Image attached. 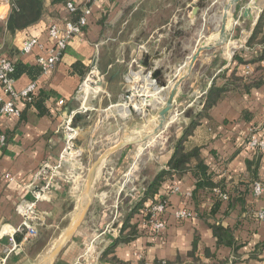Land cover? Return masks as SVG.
<instances>
[{"label":"crops","instance_id":"obj_1","mask_svg":"<svg viewBox=\"0 0 264 264\" xmlns=\"http://www.w3.org/2000/svg\"><path fill=\"white\" fill-rule=\"evenodd\" d=\"M149 1H95L91 5L92 14L89 17L88 27L81 35L73 36L68 41L60 62L52 72L43 73L36 79L25 73L15 79L16 91H22L32 83L37 84L35 95L41 94L47 97L45 109L49 111V114L41 115L38 108L27 106L25 101L16 102L21 110L20 116H7L0 113V133L5 134L8 139L6 147L0 150L1 256L10 246V235L16 234L18 241L22 239V235L17 234L22 224L17 206L22 201L34 200V191L39 187L34 177L40 165L43 162L56 164L59 161L65 148V123L72 119L74 126L79 130V137L83 139L87 137V142L86 139L83 143L79 140L78 147H81L84 152H88L93 144L94 135L90 134L89 140L86 135L89 133L87 129L90 124V115H83V112H80L84 105L80 99V86L86 77L83 79L80 73L75 71L74 66L80 63L83 69L90 70L95 64L101 71L108 68L112 74L109 79L110 84L115 81L121 82L122 77L127 83L126 76L134 60L140 63L138 66L134 65V70H139L135 80L137 84L139 77H142L139 82L143 83L145 74L155 69H164L163 74L159 76L162 81H167L176 71H179L181 76L185 71L182 65L187 54L182 55L183 60L179 61L178 52L189 48V40L182 41L185 40L184 34L191 32V26H196L200 20L198 18H201L200 15L197 18L188 16L190 5L196 3L203 8L206 3L212 2L211 6L216 3L214 0H204L202 3L199 0H177V9L170 21L161 24L157 22L153 25L154 23L146 18L149 11L145 9ZM76 3L82 6L85 0H76ZM47 6L50 9L49 12L36 25L17 33L14 38H10L6 33L2 35L0 56L9 57L15 63L22 62L26 66H37L36 59L42 54L40 49L36 48L31 54L22 55V44L30 38H37L42 43L48 44V28L52 24L64 26L70 18V14L62 6L51 7L50 0L47 1ZM0 7V13L3 14L0 20L6 21L11 9L6 6ZM186 13L188 17L184 18ZM242 15L244 20L252 23L248 31L249 36L247 38L240 36L241 40L232 45L229 43L230 45L227 46L230 47L225 51L221 47L203 53L190 77L182 84L175 106V113L178 114L174 123L177 129L176 139L183 135V131L191 124L193 117L202 110L212 88L222 89L231 80L235 70L237 76L242 77L244 81L259 79L264 72L262 71L264 61L242 65L234 61L235 53L241 50L245 51L248 59H251L246 43L260 14L252 13L251 18L245 17L244 13ZM182 35L184 36L181 37ZM239 45L241 49L233 51ZM149 54L151 69L148 71L141 66V63ZM159 54H163L164 58L155 60ZM173 85L174 82L170 83V88ZM169 92L168 90L159 94L155 84L147 82L144 97L148 99H141L140 103L136 100L133 102L136 108L139 106V109L133 110L132 118L127 122V129L152 131L156 127L157 113ZM114 96L119 99V102L122 100L120 94L114 92ZM5 98L8 97L5 96ZM102 98L104 99V96ZM116 99H114L115 103ZM92 101L89 102L92 103ZM146 108L150 109L152 114L148 122L143 121L140 124L139 120L133 116L134 114L139 116V111ZM245 115L249 118L248 120L243 119ZM209 116L210 118L202 119L196 127L194 135L190 138L191 145L205 147L202 150V158L207 165L222 174L220 177H228V188L232 189V183H238L240 179L247 176V160L256 153V150L251 149L247 142L251 132L254 131L264 139V85L252 88L249 92L237 89L226 92L223 98L210 108ZM117 120L113 126L119 125ZM98 124L95 132L103 129L101 124ZM166 133L167 130L164 134ZM153 141L137 147L123 148L106 161L103 168L107 171L104 170L100 180V186H102L100 194L97 193L85 220L63 247L53 264H110L105 263L103 258L111 248L113 250L107 258L116 257L130 264H141L144 261L150 264L156 261H175L178 256L185 257L191 251L195 237L199 238L196 254L205 264H218L223 260L232 264V250L218 247L217 239L210 226L213 223L222 224L233 230L241 246L239 254L243 257L241 262L236 264H264V248L259 250V247L264 245V221L257 219L258 213L264 210V197L255 198L254 195L249 194L244 208L239 206L230 211L229 203L223 202L219 210L213 213V196L203 192L194 195L196 179L191 173L175 178L160 188L157 200L166 198L170 204L166 215L168 224L162 237L147 236L139 231V236L130 243L115 245L121 239L125 218L143 198L146 186L161 171L168 169L173 155V144L159 147L158 152L154 154L155 149L150 148ZM147 151L149 155L142 159ZM262 153L259 175L261 180H264V151ZM130 170L135 180L134 187H138L141 194L127 197L126 204L123 205L128 208V212L125 216H121L124 217L122 221L115 223L118 218L117 210L122 204L119 201V195L125 192V175ZM82 171L78 164L65 166L62 171L63 176L55 182L52 195L38 205L46 225L39 228L36 239L25 244L23 249L11 255L4 264H36L39 258L44 255L46 257V253H50L47 249L51 241L56 235L62 238L79 212L82 197V190H80ZM113 173L115 174L111 177ZM173 187H178L179 191L170 192ZM240 190L245 191L244 188ZM233 195L236 196L237 192ZM107 203L109 206L103 208L102 206ZM150 204L152 202L149 200L146 205ZM111 208L116 211L115 217L107 224V228L99 234H93L96 231L93 227L103 228L105 219L111 218L107 213ZM176 210H187L192 216L179 220L174 214ZM140 219H142L140 215H135L131 222L136 224L141 221ZM110 224L112 226L109 229ZM141 227L144 228L143 225ZM207 250L210 251L211 257H206ZM253 253L258 255V259H249Z\"/></svg>","mask_w":264,"mask_h":264},{"label":"trees","instance_id":"obj_2","mask_svg":"<svg viewBox=\"0 0 264 264\" xmlns=\"http://www.w3.org/2000/svg\"><path fill=\"white\" fill-rule=\"evenodd\" d=\"M48 0H11V12L6 19V21L0 20V38L4 33H6L10 38H14L17 33L28 29L37 23H39L43 17L49 12V7L47 6ZM51 7L62 6L66 9L69 3H76V0H50ZM92 3H84L79 6L77 12L70 14V18L67 21L76 22L84 13V10L91 6ZM177 0H150L147 4L145 11H149V15L146 17L155 25L161 23H168L177 9ZM67 11V10H66ZM146 15V14H145ZM246 47L248 48L251 59L245 56V51H237L234 56V61L239 65L256 63L264 61V10L260 15L252 34L247 40ZM150 55V54H149ZM151 56V55H150ZM76 72L80 73L83 79L86 77L89 69H83L80 63L74 66ZM264 71V66L262 68ZM30 75L33 79L43 74L42 68L37 66H26L22 62L16 63V70L14 73V78H18L23 74ZM264 85V72L259 77V79H251L250 81H244L240 76H237V71L232 74L231 80L222 88L216 89L212 88L207 96L206 103L203 105L202 110L193 117L191 124L185 128L183 135L176 139L173 143V155L169 161L168 169L161 171L154 180L146 186L143 198L133 207L129 216L125 218L121 236L115 245L119 243H130L139 236V231L147 236H153L149 228L146 227V223L151 219L152 213L150 209L154 204L167 201L166 198L157 200V196L160 194V188L165 183L172 182L175 178H180L185 174L191 173L196 179V189L194 195L196 196L198 192H203L210 194L214 199L213 213H216L223 202L229 203V211L237 207L244 208L246 205V198L249 194L253 195L252 187L256 182L262 181L259 175L260 162L263 156L262 150H256L254 156L247 160V176L240 179L238 183H232V189L228 188L227 176L220 177L222 174L217 173L216 170L212 169L206 164L205 160L202 158V150L204 146L191 145L190 138L194 135L196 127L199 125L202 119L210 118L209 110L214 106L226 92L237 89L240 91L249 92L252 88H259ZM46 96L32 95L31 102L27 103V106H34L38 108L41 115L49 114V111L45 109ZM243 119L248 120L249 118L243 116ZM248 142V141H247ZM227 163V161H226ZM244 192L239 189H243ZM171 189V188H170ZM218 190L221 194H227L229 196L228 201H224L216 193ZM239 191V192H238ZM171 192V191H170ZM237 192L234 196L233 193ZM149 200L152 202L149 206L146 205ZM168 202V201H167ZM167 212L170 208L169 202L167 203ZM177 211V210H176ZM167 212L163 216V219L167 222ZM135 215H140L142 219L139 223L132 224L131 220ZM198 216H200L198 214ZM142 222V223H141ZM168 224V222H167ZM144 226L141 227V226ZM213 234L217 239V244L219 248H230L233 253L232 264L241 262L242 256L239 254L241 246H239L237 239L234 236V232L231 228H226L222 224L213 223L210 224ZM161 236L158 237H162ZM157 237V236H153ZM18 239V237H16ZM20 239V238H19ZM20 241V240H19ZM199 238L195 237L191 251L185 257L178 256L175 261H156L153 264H205L204 261L197 256L196 252L198 249ZM264 248L259 247V250ZM109 250L103 258L105 263L110 264H130L122 262L116 257L107 258ZM206 257H211L210 251H206ZM249 259H258V255L253 253L249 256ZM141 264H146V261ZM218 264H230L229 261H219Z\"/></svg>","mask_w":264,"mask_h":264},{"label":"built area","instance_id":"obj_3","mask_svg":"<svg viewBox=\"0 0 264 264\" xmlns=\"http://www.w3.org/2000/svg\"><path fill=\"white\" fill-rule=\"evenodd\" d=\"M98 0H85V3H94ZM91 4V5H92ZM0 6H6L11 9V0H1ZM1 8V7H0ZM79 5L77 3H69L66 6V10L69 14L77 12ZM92 14L91 6L84 10L83 15L76 21H66L64 26L58 24H52L48 28L49 43L45 44L39 41L37 38L27 39L21 46V54H31L36 48L40 49L42 54L38 55L36 62L39 65L44 74L52 72L57 64L60 62L66 48L68 41L76 35H81L89 25V17ZM3 14L0 13V17ZM134 65H140L137 60H134L130 67L129 74L126 76L128 84L131 86L128 95L124 98V102L129 110V115L132 114L129 102H132L133 98L140 103L141 99L138 98V91L143 92L147 89H143L140 82L138 84L135 80L138 77L139 70H134ZM16 70V63L9 57L0 56V113L7 116H20L21 110L17 107V101H25V103L31 102V96L36 94L37 84L32 83L28 88L22 91H16L14 88L15 78L14 73ZM144 70V69H143ZM148 72V76L151 74ZM147 76V78H148ZM105 81V74L99 70L97 65H92L86 78L80 86V99L83 104L90 100L92 95L104 93L102 85ZM86 83L91 85L90 96L84 98L82 96ZM95 95V96H96ZM8 97L7 99L5 98ZM118 107V106H117ZM133 110L137 111V108L132 104ZM87 108L83 105L80 112H86ZM139 111V110H138ZM144 111V110H143ZM142 111V112H143ZM140 112V111H139ZM127 116V117H128ZM65 132V148L60 155L59 161L56 164L43 162L34 180L39 184L38 189L34 191L33 201H22L17 206V212L22 218V224L18 228L17 234L22 235V239L18 241L16 234L9 236L10 246L7 247L3 255H0V264H4L7 259L23 249L24 245L30 241L36 239L39 235V228L46 225V221L39 210V203L48 199L53 193V187L58 178L62 177V171L66 165H77L83 156L81 148L77 147L76 141L79 137V130L73 125V120L69 119L64 125ZM8 142L7 136L0 133V150L6 147ZM248 146L253 150L264 151V139L259 137L254 131L251 132V136L248 139ZM253 195L255 198L264 197V180L256 182L253 187ZM178 187H173L172 193L178 192ZM141 194V191H139ZM216 193L224 201H228L229 196L227 194H221L218 190ZM167 201L154 204L150 209L152 213L151 219L146 223V227L149 228L150 233L153 236H161L167 228V222L163 219V216L167 212ZM175 217L179 220L188 219L192 214L187 210L175 211ZM257 219L264 221V210L259 212ZM146 264H150L146 261Z\"/></svg>","mask_w":264,"mask_h":264},{"label":"rangeland","instance_id":"obj_4","mask_svg":"<svg viewBox=\"0 0 264 264\" xmlns=\"http://www.w3.org/2000/svg\"><path fill=\"white\" fill-rule=\"evenodd\" d=\"M214 2H216V3H214V5H212V6H211L212 2H210V4L206 3L203 8H201L196 3H194L196 6L199 7V11H198L197 15L194 16V18H197V16H199V15L201 18H198L200 20H198L196 26L195 25L191 26V29H190L191 32H186L184 34L185 40L183 39L182 41L185 42V41L189 40L188 41V47L189 48L187 47L188 50L186 49L185 51H183V50L179 51L178 52L179 56L177 58L179 61H181V59L183 60V58L181 56L187 54V57L184 60V64L182 65L183 69L185 68V65L190 60L193 53L196 51V49L200 45L213 43V41H210V38H212V36L215 33H218V31L220 29L221 18L223 15L224 7L228 3V0H214ZM250 4H252L250 7L251 13H253V14H260L261 13L262 14V12L264 10V0H241L240 4L238 6H236L230 14L231 25L229 27V37H228L227 43L225 46L222 47V49H224V51L228 47H230L227 45H230V44L232 45L233 43H236V41L241 40L240 36L243 38H247L249 36L248 31L251 28L252 23L248 20L247 21L244 20L242 17L243 16L242 14L245 12V9L247 7H249ZM187 14L188 13L185 14L186 17L184 16V18H187L189 15L191 18V15L194 14L192 7H190V12H189L188 16H187ZM239 17H242V18H239ZM196 29H197V31H196ZM243 34H244V36H243ZM184 35H182L181 37H183ZM238 49H241V45L237 46V49L234 48L233 51L238 50ZM179 69L181 70V68H178V70ZM99 70H101V69L99 68ZM102 72L105 74V81L102 85V89L104 90V93L97 94V95L95 94L96 96L92 95L89 101H92L93 99H95V101H92V103H90L89 101L84 103V106L87 108V111L83 112V115H90V120H89L90 124H89L88 129H87V131L89 133L88 134L85 133V134L88 135V140H89L90 134H92V136L94 135L95 138H94L93 144L91 145L88 152H84L82 150L83 156L78 163V165L83 169L82 179H81V183H80V190H82V197H83L84 189L87 185L89 172H90L93 164L102 156V154H104L106 151L114 148L116 145H118L122 141L133 140L136 137H140L141 135L150 131L148 129H147V131L142 130V129L141 130L140 129L139 130L138 129H136V130L127 129V125H128L127 122L129 119L132 118L131 115L128 116L129 110H128L127 114L124 115L125 116L124 117L118 111V108H121V107H117V106L123 104L124 98L128 95V92L130 91L131 86L133 87V84L125 83L123 77L121 78V82L115 81L114 83L110 84L109 79L112 75L111 71L108 70V68L107 69L104 68L102 70ZM176 74L178 75V77L180 76L179 71H176ZM147 76H148V73L145 74V76L143 77L144 78L143 83L140 82L142 84L141 86H143V89L147 88V82H148V84H150V82H151V81H149ZM141 79H142V77L141 78L139 77L138 82ZM146 80H147V82H146ZM158 81L161 82L162 80L160 78H158ZM155 88L157 89L156 84H155ZM167 91L168 90H166V92ZM114 92H116V94H120L122 96V100L120 102L118 101L119 99L118 98L116 99V97L114 96ZM137 94L139 95L138 98H140L142 96L141 98L148 99L147 97H144L145 94L142 90L138 91ZM102 96H104V99L102 98ZM159 97H160V95H159ZM101 99H103L102 102H100ZM114 99H116V101H117L116 103L114 102ZM129 104H130V109L132 110V113H133V107H132L133 103L129 102ZM127 109H128V107H127ZM151 114L152 113H151L150 109L146 108V109H144L143 112L140 111L139 116H136L134 114L133 117H136L139 120L140 124H142L141 122H143V121L148 122L147 120H149V116ZM115 120H117L118 124H119V125H117V127L113 126L116 122ZM97 122L101 124L103 129L95 132L94 130L99 125ZM95 124H96V126H94ZM73 125H74V123H73ZM147 126L151 127L150 125H147ZM168 130H167L166 134H162L159 138H156L155 141L152 140L153 143L151 144L150 148L155 149L154 154L158 152L159 147L164 146V145L172 146V144L175 142L177 129L175 128L174 124H173L172 128L170 127ZM93 131H94V133H92ZM174 132H176V133L174 134ZM85 139L87 142V137H85ZM85 139L78 137V139L76 141L77 147L79 145V140H81L83 143V142H85ZM90 140H92L91 137H90ZM145 144H149V142H147ZM140 145H142V144L134 145V146L137 147ZM79 148H81V147H79ZM133 153H135V152H133ZM146 155H149V151H147L145 153V155L142 157V159L146 158ZM113 159H116V158H113ZM106 163H105V165H106ZM104 170L105 169L103 168L101 170V172L99 173V176H98V185H97V190L99 187V190L97 191V193L99 192L98 194H100V192H101L100 190H102V186H100V180L102 179V175H103ZM105 171H107V170H105ZM114 174L115 173H113L111 175V177L114 176ZM125 176H126L125 179L127 180V181L125 180V182H124V187H125L124 191L125 192H123L122 195H119V201L122 204H120L119 209L117 210L118 218H117V220H115V223L117 221L119 222V220L122 221L124 217H121V216H125L126 213L128 212L127 211L128 208L123 205V204H126L127 197H131V196L133 197L135 194H140L138 187H134L135 186L134 185L135 180H134V178H132L133 177L132 171L131 170L128 171ZM113 195H114V191H113ZM82 197H81V200H82ZM109 199H110V194H109ZM117 199H118V197H117ZM108 206H109V204L107 203L106 205H104L102 207L104 208V207H108ZM112 212H113V215H111ZM107 213L110 214L111 218L105 219V223L102 225L103 228H100L99 226L93 227V229L96 230L95 232H93V234H95V233L99 234L101 231H103L105 228H107V224L112 220V218L115 217L116 211H115V209L113 211V208H111L108 210ZM111 224L108 226L109 229L112 226ZM60 239L61 238L58 235H56V237H54L53 241H51V245L47 249V252H51V250L59 243ZM48 254L49 253H46V256ZM44 259H45V255L43 257L39 258L36 264H46V262L43 261Z\"/></svg>","mask_w":264,"mask_h":264},{"label":"water","instance_id":"obj_5","mask_svg":"<svg viewBox=\"0 0 264 264\" xmlns=\"http://www.w3.org/2000/svg\"><path fill=\"white\" fill-rule=\"evenodd\" d=\"M201 3L204 2V0H199ZM241 0H231L228 2L223 11V15L221 18V26L219 29V38L210 44H202L200 45L196 51L191 56L188 63L185 65V71L184 73L178 77L176 72L172 73L167 81H158V78L160 75L163 74L164 69H155L154 71H151L150 75L148 76V79H152L158 90L159 94L165 92L166 90H169L168 96H165V102L162 106V108L157 113V116L155 118L156 127L149 133H145L141 135L140 137H136L133 140L130 141H122L118 145H116L114 148L106 151L102 156L93 164L89 176L87 185L83 192V197L80 203L79 212L72 223V225L68 228L67 232L62 236L59 243L54 247V249L45 257L44 261L46 264H53L56 260L57 256L62 251L63 247L69 242V240L73 237L75 231L81 226L83 221L85 220L87 214L89 213L91 206L95 200V197L97 195V185H98V176L101 170L103 169L104 164L106 161L113 155L114 153L122 150L123 148L139 145V144H145L147 142H151L152 140H155L156 138H159L162 134L166 132L170 127L173 126V124L176 122L178 118V114L175 113V106L176 102L179 96V92L181 90L182 84L190 77L191 73L193 72L195 65L200 58V56L203 53L211 52L216 49H219L226 45L228 37H229V28H228V22H229V15L233 11V9L240 4ZM252 4L249 5L245 9L244 16L247 18H251V7ZM190 7L193 8V15H191V18H194L195 15H197L199 11V7L195 4H191ZM261 14V13H260ZM260 15L258 16L259 19ZM164 55L159 54L157 57H155V60L163 59ZM151 56L146 55L145 61L141 63V66L145 70H150L151 68ZM174 82V85L172 88H170V83Z\"/></svg>","mask_w":264,"mask_h":264},{"label":"bare ground","instance_id":"obj_6","mask_svg":"<svg viewBox=\"0 0 264 264\" xmlns=\"http://www.w3.org/2000/svg\"><path fill=\"white\" fill-rule=\"evenodd\" d=\"M230 1H231V0H228V2H230ZM230 14H231V13H230ZM230 25H231V16L229 15L228 28L230 27ZM218 38H219V32H218V33H215V34L212 36V38H210V41L215 42ZM214 40H215V41H214ZM149 81L155 83L152 79H149ZM90 93H91V85H90L89 83H86V85H85V87H84V90H83V94H82V96H83L84 98H87V97L90 96ZM135 100H136V98H133V99H132V102H135ZM118 107H121V108H118V111H119L121 114H123V115L127 114L128 109H127V106H126L125 103L119 105ZM137 109H139V106H137ZM149 128H150V127H149ZM146 131H147V129H146ZM149 132H150V131H149Z\"/></svg>","mask_w":264,"mask_h":264}]
</instances>
